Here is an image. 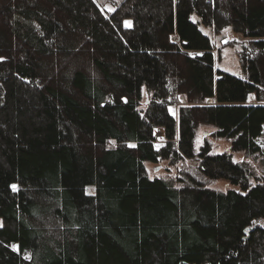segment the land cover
Segmentation results:
<instances>
[{
    "label": "trees",
    "instance_id": "16d2710c",
    "mask_svg": "<svg viewBox=\"0 0 264 264\" xmlns=\"http://www.w3.org/2000/svg\"><path fill=\"white\" fill-rule=\"evenodd\" d=\"M199 24L244 39L243 78ZM263 129L264 0H0V264H264V177L232 158ZM183 159L238 190L146 174Z\"/></svg>",
    "mask_w": 264,
    "mask_h": 264
},
{
    "label": "rangeland",
    "instance_id": "374dc122",
    "mask_svg": "<svg viewBox=\"0 0 264 264\" xmlns=\"http://www.w3.org/2000/svg\"><path fill=\"white\" fill-rule=\"evenodd\" d=\"M101 8L105 11L112 12L115 9L116 4H118L121 0H97ZM192 20L197 22L199 21L196 15H193ZM127 22V23H126ZM125 24L129 25L130 22L126 21ZM199 29L201 32L207 36L212 45H213V57H214V65L215 69H219L225 71L231 75L237 77H244L242 72L237 52L239 49L245 45V41L242 37L236 35L230 27L224 28L221 31H216L210 27L203 26L199 24ZM226 40V43L223 41ZM143 99L141 101L140 108H146V93L143 91L142 93ZM251 101V100H250ZM187 102L183 97H180L179 103L176 104L172 110L177 116V109L180 105H186ZM213 131V128L210 126H200L196 138L194 140V147L198 150L205 140H207L211 145V151L213 153H222L228 150L229 141L223 139H215L210 136V133ZM155 139L157 145H163L165 140L163 138V131L162 129H157L155 131ZM257 142L261 148V154L258 155H246L243 152L234 153L232 155L234 162H244L246 163L249 168L252 170V173L258 179H262L264 177V129L262 135L257 139ZM146 174L149 178H158L162 179L171 186L175 188H180L185 185L187 182L186 180V173L191 174L193 177L198 178L200 181L205 183V185L211 189L217 191H227L228 189L238 190V187L231 185L227 181L224 180H206L202 178L198 172L196 171V163L192 160L183 159L176 163L171 164L169 161H159L157 163H144ZM254 177V178H255ZM254 183V180H251ZM86 192L89 194L94 193V187L89 186L86 189ZM1 226V220H0Z\"/></svg>",
    "mask_w": 264,
    "mask_h": 264
},
{
    "label": "water",
    "instance_id": "95a60500",
    "mask_svg": "<svg viewBox=\"0 0 264 264\" xmlns=\"http://www.w3.org/2000/svg\"><path fill=\"white\" fill-rule=\"evenodd\" d=\"M223 43H226V40H224ZM16 248H17V247L15 246V249H16Z\"/></svg>",
    "mask_w": 264,
    "mask_h": 264
},
{
    "label": "snow or ice",
    "instance_id": "6c2138e0",
    "mask_svg": "<svg viewBox=\"0 0 264 264\" xmlns=\"http://www.w3.org/2000/svg\"><path fill=\"white\" fill-rule=\"evenodd\" d=\"M126 23H127V22H126ZM12 187L15 189V187H16V186H15V185H13Z\"/></svg>",
    "mask_w": 264,
    "mask_h": 264
}]
</instances>
